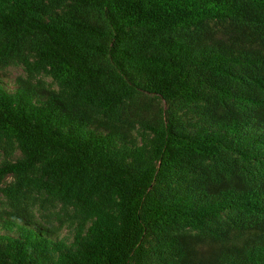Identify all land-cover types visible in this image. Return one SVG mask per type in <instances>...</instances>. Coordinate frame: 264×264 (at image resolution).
<instances>
[{"label": "trees", "instance_id": "obj_1", "mask_svg": "<svg viewBox=\"0 0 264 264\" xmlns=\"http://www.w3.org/2000/svg\"><path fill=\"white\" fill-rule=\"evenodd\" d=\"M11 67L0 264H264V0H0Z\"/></svg>", "mask_w": 264, "mask_h": 264}, {"label": "rangeland", "instance_id": "obj_2", "mask_svg": "<svg viewBox=\"0 0 264 264\" xmlns=\"http://www.w3.org/2000/svg\"><path fill=\"white\" fill-rule=\"evenodd\" d=\"M5 74V71L3 72ZM7 76H5L4 74L0 73V79L2 80V82L4 83V85L9 89V90H13L16 87V84L14 83L15 81V77L19 74L23 73V70L20 68H16V67H11L8 68L7 70ZM65 233V231H63V234Z\"/></svg>", "mask_w": 264, "mask_h": 264}]
</instances>
